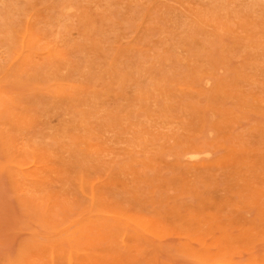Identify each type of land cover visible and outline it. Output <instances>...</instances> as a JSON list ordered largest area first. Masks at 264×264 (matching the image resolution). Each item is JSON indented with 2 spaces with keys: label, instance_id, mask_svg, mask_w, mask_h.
Masks as SVG:
<instances>
[{
  "label": "rangeland",
  "instance_id": "obj_1",
  "mask_svg": "<svg viewBox=\"0 0 264 264\" xmlns=\"http://www.w3.org/2000/svg\"><path fill=\"white\" fill-rule=\"evenodd\" d=\"M0 264H264V0H0Z\"/></svg>",
  "mask_w": 264,
  "mask_h": 264
}]
</instances>
